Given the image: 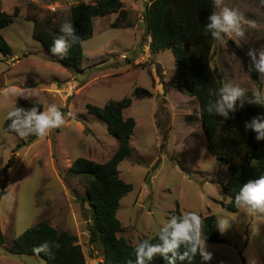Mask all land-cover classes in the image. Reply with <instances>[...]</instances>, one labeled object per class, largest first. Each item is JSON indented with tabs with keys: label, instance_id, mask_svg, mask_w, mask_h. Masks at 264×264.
<instances>
[{
	"label": "rangeland",
	"instance_id": "obj_1",
	"mask_svg": "<svg viewBox=\"0 0 264 264\" xmlns=\"http://www.w3.org/2000/svg\"><path fill=\"white\" fill-rule=\"evenodd\" d=\"M121 1L132 26H112L115 13L96 17L91 37L81 43L82 69L71 71L33 37L28 17H68L72 5L94 0H0V11H19L0 30L12 49L7 56L0 52V264H47L39 256L10 251L14 238L43 219L77 236L87 264H102V244L89 240L93 216L86 181L69 168L77 157L104 162L112 156L117 138L85 105L103 106L124 97L131 105L122 110L123 117H132L135 127L131 154L118 165L120 178L132 185L116 212L122 226L118 236L131 244L153 236L177 207L181 213L227 215L235 220L222 233L225 242L206 241L213 264H264V223L258 225L243 209L223 206L229 200L224 186L230 170L207 149L196 99L173 88L179 71L172 51L149 49L143 13L150 0ZM224 2L255 27L245 24L244 37L214 43L212 65L222 83L257 88L236 49L250 60L249 50L264 47V7L256 0ZM10 87L37 91L33 99L43 110L55 103L73 115L44 138H21L2 127L6 113L25 100L7 94ZM136 88L151 96L136 97Z\"/></svg>",
	"mask_w": 264,
	"mask_h": 264
},
{
	"label": "trees",
	"instance_id": "obj_2",
	"mask_svg": "<svg viewBox=\"0 0 264 264\" xmlns=\"http://www.w3.org/2000/svg\"><path fill=\"white\" fill-rule=\"evenodd\" d=\"M212 11V0H150L143 17L150 37V51L163 49L172 51L179 71L178 80L173 84V88L186 92L198 103L200 125L207 149L219 163L226 164L230 170L229 180L224 186V193L229 200L223 206L230 211H237L238 208L229 201H234L235 193L239 191L240 186L249 179L264 175V140H257L254 131L245 129V122L264 113V106L245 104L243 108L230 113L227 119L206 112L205 105L209 94L217 93L222 85L219 70L212 65L215 42L210 35L205 34V24ZM18 13L17 7L11 14L0 11V30ZM110 13L116 14L112 26H132L121 0L80 2L70 7L68 17L55 18L53 14H47L43 17L29 16L28 19L33 22V37L43 45L49 57L71 71H79L82 69V44H74L68 54L61 59L50 53L53 36L59 33V25L67 18L73 22L82 42L91 37L94 19ZM236 50L244 58L248 70L251 61L238 49ZM0 52L6 56L12 52L1 33ZM250 75L257 88H261L257 83L255 72H251ZM251 90L249 89V92ZM134 95L140 98L151 96V93L145 88H136ZM35 102L43 110L42 103ZM130 105L129 97L109 101L103 106L90 103L85 105L88 112L101 117L107 123L108 131L118 140L117 148L104 162L77 157L69 168L72 175L82 176L86 181V197L93 216V223L89 227V240L102 244V264H126L129 259L135 261L133 255L135 244L118 236L122 226L116 216L120 199L132 189L129 182L120 178L118 171L121 160L131 154L130 140L135 120L132 117H123L122 114V110ZM17 106L30 108L32 104L29 100H24ZM60 108L65 111L63 107ZM7 124L8 121L4 120L2 125L4 130L7 129ZM172 214L179 215L181 211L177 207ZM199 215L206 218L204 222L206 241L225 242V238L216 227V216ZM149 237L155 235L143 236L140 240ZM2 239L0 234V245ZM10 251L15 254L39 256L45 259L47 264H87L81 245L77 242V236L68 231L57 230L45 219L38 221L14 238ZM150 264H166V261L157 255ZM177 264L181 262L177 261ZM193 264H201L199 256L195 258ZM205 264H213V262L208 261Z\"/></svg>",
	"mask_w": 264,
	"mask_h": 264
},
{
	"label": "clouds",
	"instance_id": "obj_3",
	"mask_svg": "<svg viewBox=\"0 0 264 264\" xmlns=\"http://www.w3.org/2000/svg\"><path fill=\"white\" fill-rule=\"evenodd\" d=\"M264 7V0H259ZM213 11L207 18L205 34L219 45L225 44L230 39L245 36L244 25L255 27V24L246 20L244 16L234 8L228 7L224 0H212ZM81 37L70 19H64L59 25V33L53 36L50 53L63 59L72 49L74 44H80ZM248 56L251 63L248 73L256 71L259 74L260 83H264V47L259 50H249ZM7 94L16 98L22 97L29 100L32 107L25 108L14 105L4 116L8 121L6 131L14 132L21 138L36 136L46 137L52 129H58L66 123V118L73 113H64L55 103H50L41 110L33 97L38 98L35 90H21L10 87ZM245 104L264 106V89H249L232 81L222 83L217 93H210L205 110L209 115L229 118L238 108ZM223 122V121H222ZM245 129L256 133L257 140H264V113L258 114L250 121L245 122ZM234 203L238 209H243L248 217L257 220L258 225L264 223V175L247 180L239 191L235 193ZM196 211H188L179 215L172 214L165 222L159 224L155 237L139 240L133 249L135 261L129 259L126 264H150L154 257L161 256L166 264H193L197 256L201 264L211 261L212 253L207 250L206 237L204 235V222ZM235 218L227 215H218L215 224L221 233H224ZM155 240V242H153Z\"/></svg>",
	"mask_w": 264,
	"mask_h": 264
}]
</instances>
